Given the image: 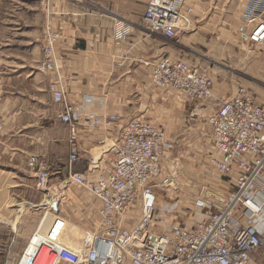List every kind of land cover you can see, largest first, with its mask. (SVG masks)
<instances>
[{
	"label": "built area",
	"instance_id": "2783aa9c",
	"mask_svg": "<svg viewBox=\"0 0 264 264\" xmlns=\"http://www.w3.org/2000/svg\"><path fill=\"white\" fill-rule=\"evenodd\" d=\"M197 1L148 0L142 28L175 44L179 34L196 28ZM40 7L38 69L52 75L48 90L67 131L68 153L63 163L37 153L25 157L41 192L31 208L41 214L16 264H255L252 252L264 248V103L240 86L197 119L202 159L196 170L203 181L179 219L158 221V203L178 190L182 176L168 150L174 141L157 123L90 108L104 107L103 99L74 100L72 77L62 72L57 57L61 29L51 20L54 0H40ZM114 32L124 39L130 27L118 22ZM238 35L252 52H264V0H249ZM147 65L151 84L183 101L202 103L213 94L206 66L170 55ZM77 162L85 164L83 171L74 170ZM74 222L83 234L70 243L68 224ZM39 236L32 256H26Z\"/></svg>",
	"mask_w": 264,
	"mask_h": 264
},
{
	"label": "crops",
	"instance_id": "0c3cea01",
	"mask_svg": "<svg viewBox=\"0 0 264 264\" xmlns=\"http://www.w3.org/2000/svg\"><path fill=\"white\" fill-rule=\"evenodd\" d=\"M147 1L83 0L77 3L54 0L51 20L54 26L61 29L56 48L58 61L62 72L72 77L69 91L74 100L87 97L103 99L104 107L91 105L90 108L117 112L124 119L141 117L162 126L168 138L174 141V146L168 150L180 162L181 173L184 171L187 174L196 165L194 168L197 174L196 169L201 164L197 162L202 159L197 119L207 115L221 98L235 94L240 86H244L234 79L221 78L217 75L218 71L210 69L209 66L214 61L212 58H219V55L232 57V50L226 47L228 43L225 44L224 38L227 35L239 40L240 15L249 0H198L194 12L196 28L190 33L179 34L175 44L161 33L148 35L142 28V15ZM118 22L127 23L130 27V33L124 39L115 37L114 30ZM42 44L38 46V55L34 61L37 74L30 76L38 85L45 82L47 91H24L19 83L26 77L24 63L11 75L10 80L0 79L1 190L22 186L23 182L20 180L25 177L34 180L25 164V157L30 152L14 144V141L17 142L14 136L20 125L21 114L30 104L33 107L39 106L40 96L43 94L49 98L57 117V107L52 103L48 90V81L52 75L38 69ZM162 55L206 66L214 76L213 81L215 80L212 96L202 103L183 101L171 90L159 89L151 84L147 62ZM248 69L250 73L264 71V60L250 64ZM14 80L17 82L16 86H13ZM223 80L230 82L229 87ZM246 88L256 95L251 88ZM256 101L263 103L257 99ZM62 126L64 127L63 124ZM64 130L67 145L65 127ZM81 164L83 168L75 171L85 169V164ZM14 176L17 179H13ZM3 177H6V181ZM25 204L30 208L33 206L29 202L20 204L18 216L22 214ZM39 218L40 216L27 229L22 239L13 238L11 242L0 239V264L17 263L36 229ZM17 222L18 218H15L12 225ZM20 222L25 225L27 218L23 217ZM17 241H20L18 250H10L12 242ZM251 257L252 263L264 264V248L252 252Z\"/></svg>",
	"mask_w": 264,
	"mask_h": 264
},
{
	"label": "rangeland",
	"instance_id": "374dc122",
	"mask_svg": "<svg viewBox=\"0 0 264 264\" xmlns=\"http://www.w3.org/2000/svg\"><path fill=\"white\" fill-rule=\"evenodd\" d=\"M43 20L44 13L40 7V0H0V58H2L0 59V75H2L0 79L2 81L10 80L11 75L16 73L17 69L24 63V75L26 77L23 75L24 80L19 81L24 91H47L45 82L42 81L38 85L33 82L32 76H30L37 74L34 70L36 69L34 61L38 55V46L42 44ZM224 41L225 44L228 43L226 47L232 50V57L222 54L219 55V58H212L214 61L209 68L218 71L217 75L221 78L227 77V80L231 78L236 80L238 84L251 88L256 93L255 98L264 103V71L250 73L248 69L250 64L254 65L258 61L264 60V52L254 53L249 46L237 38L227 35ZM210 75L214 79L211 72ZM227 80L223 81L229 87L230 82ZM16 84L17 82L14 80L13 86ZM48 99L42 94L39 106L33 107L30 104L21 114L20 125L14 136L17 142L14 141V144L16 143L19 148L30 153L37 152L46 159H57L63 163L67 154L65 130L58 121L55 108ZM193 168H190L191 171L187 174L184 171L181 173L182 176L177 184L178 190L168 196L169 200L162 198L158 203V209L155 212L158 221L175 222L179 219L178 215H182L184 212L185 206L189 205L190 197L197 182L203 181L202 171H197L196 174L195 168ZM3 178L6 181V177ZM13 179H17V176H14ZM56 179L55 176L52 181ZM20 181L23 182L22 186L8 188L10 190L0 189V239H7L10 242L13 238L22 239L24 233L34 225L41 213V210L30 208L29 205L25 204L22 214L18 216L19 211L17 210L20 204L24 202L34 204L41 199V192L36 188L32 178L25 177ZM23 217L27 218L25 225L20 222L23 221ZM15 218H18V222L12 225ZM76 224V222L74 225L68 224L67 234L70 243L78 242L83 234V232L81 234L82 229ZM41 239L42 236L34 238L30 247L38 245ZM19 244L20 241L12 242L10 250H18Z\"/></svg>",
	"mask_w": 264,
	"mask_h": 264
},
{
	"label": "bare ground",
	"instance_id": "6f19581e",
	"mask_svg": "<svg viewBox=\"0 0 264 264\" xmlns=\"http://www.w3.org/2000/svg\"><path fill=\"white\" fill-rule=\"evenodd\" d=\"M37 247V245L36 246H29V248L27 249V253H26V256H27V254H29V256L28 257H30V256H32V254H33V252H34V250H35V248ZM31 249H32V253H31Z\"/></svg>",
	"mask_w": 264,
	"mask_h": 264
},
{
	"label": "trees",
	"instance_id": "16d2710c",
	"mask_svg": "<svg viewBox=\"0 0 264 264\" xmlns=\"http://www.w3.org/2000/svg\"><path fill=\"white\" fill-rule=\"evenodd\" d=\"M82 168H83V165L81 164V162L76 163V164L74 165V170H80V169H82Z\"/></svg>",
	"mask_w": 264,
	"mask_h": 264
}]
</instances>
